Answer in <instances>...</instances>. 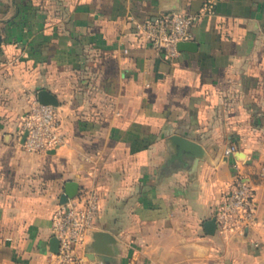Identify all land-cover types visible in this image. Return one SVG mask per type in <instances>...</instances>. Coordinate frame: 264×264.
Here are the masks:
<instances>
[{
    "label": "crops",
    "instance_id": "1",
    "mask_svg": "<svg viewBox=\"0 0 264 264\" xmlns=\"http://www.w3.org/2000/svg\"><path fill=\"white\" fill-rule=\"evenodd\" d=\"M205 4L196 50L174 61L135 29ZM40 89L59 101L65 143L37 153L22 119ZM237 173L258 222L210 235ZM68 181L99 198L83 264H264V0H0V264H48ZM95 231L114 239L103 259Z\"/></svg>",
    "mask_w": 264,
    "mask_h": 264
},
{
    "label": "built area",
    "instance_id": "2",
    "mask_svg": "<svg viewBox=\"0 0 264 264\" xmlns=\"http://www.w3.org/2000/svg\"><path fill=\"white\" fill-rule=\"evenodd\" d=\"M212 11L205 4L198 13L165 12L147 17L135 24L146 45L156 50L164 59L174 61L180 54L178 43L193 40L192 27L202 16ZM22 142L25 150L44 152L64 145L60 121L55 106L41 104L34 98L22 119ZM237 151L235 145L226 148L225 154ZM258 205L252 184L236 174L222 193L215 208L216 231L222 234H243L246 228L258 222ZM99 213L96 191L78 194L67 203L59 205L52 216L51 230L59 241L57 253L49 252L48 264H83L79 253L93 230Z\"/></svg>",
    "mask_w": 264,
    "mask_h": 264
},
{
    "label": "water",
    "instance_id": "3",
    "mask_svg": "<svg viewBox=\"0 0 264 264\" xmlns=\"http://www.w3.org/2000/svg\"><path fill=\"white\" fill-rule=\"evenodd\" d=\"M197 43L195 41H185L178 43V49L179 51L183 50H196ZM37 100L41 104H49L52 106H58L59 101L57 97L49 92L46 89H40L37 92ZM27 134V131L24 132L22 141H24V138ZM174 140L176 141V144L183 147L187 152H189L191 155H200L202 154V148L192 141L185 139L183 137H175ZM79 192V185L76 181H68L65 185L64 192L60 195L59 203L60 205H63L67 203L70 199L76 197ZM204 228L206 233L213 235L216 231V222L215 218L209 219L205 222ZM249 231V228L245 229V233ZM93 241L90 244L93 251L97 253L100 258H104L103 255L110 254L111 251L106 249V245H110L114 242V239L112 235H110L107 232L103 231H95L92 233ZM50 251L53 253H57L59 249V241L56 237H52L50 241Z\"/></svg>",
    "mask_w": 264,
    "mask_h": 264
}]
</instances>
